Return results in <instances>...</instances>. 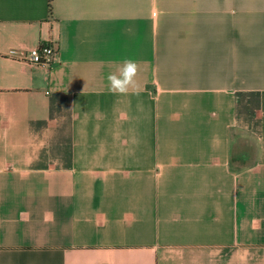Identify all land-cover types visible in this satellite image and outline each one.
<instances>
[{
    "label": "crops",
    "instance_id": "0c3cea01",
    "mask_svg": "<svg viewBox=\"0 0 264 264\" xmlns=\"http://www.w3.org/2000/svg\"><path fill=\"white\" fill-rule=\"evenodd\" d=\"M0 264H264V0H0Z\"/></svg>",
    "mask_w": 264,
    "mask_h": 264
},
{
    "label": "clouds",
    "instance_id": "9594fccd",
    "mask_svg": "<svg viewBox=\"0 0 264 264\" xmlns=\"http://www.w3.org/2000/svg\"><path fill=\"white\" fill-rule=\"evenodd\" d=\"M118 73L113 72L108 75L109 91L123 94L128 91L130 86H135L134 77L137 73V62L126 58L122 67L118 69Z\"/></svg>",
    "mask_w": 264,
    "mask_h": 264
},
{
    "label": "built area",
    "instance_id": "2783aa9c",
    "mask_svg": "<svg viewBox=\"0 0 264 264\" xmlns=\"http://www.w3.org/2000/svg\"><path fill=\"white\" fill-rule=\"evenodd\" d=\"M56 51V47L51 42H41L30 47L24 58L31 63H51ZM10 53L16 54V48H11Z\"/></svg>",
    "mask_w": 264,
    "mask_h": 264
}]
</instances>
